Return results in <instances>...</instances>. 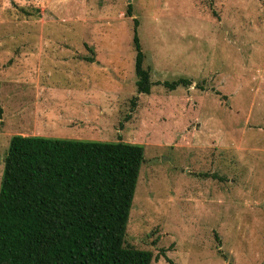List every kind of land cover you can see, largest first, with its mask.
Here are the masks:
<instances>
[{
  "label": "rangeland",
  "instance_id": "obj_1",
  "mask_svg": "<svg viewBox=\"0 0 264 264\" xmlns=\"http://www.w3.org/2000/svg\"><path fill=\"white\" fill-rule=\"evenodd\" d=\"M0 107V183L15 135L139 144L125 247L264 264V0H0Z\"/></svg>",
  "mask_w": 264,
  "mask_h": 264
},
{
  "label": "trees",
  "instance_id": "obj_2",
  "mask_svg": "<svg viewBox=\"0 0 264 264\" xmlns=\"http://www.w3.org/2000/svg\"><path fill=\"white\" fill-rule=\"evenodd\" d=\"M134 47L137 93L149 95L137 33ZM180 85L192 82L165 83ZM144 153L122 141L13 136L0 183V264H152L151 252L125 247Z\"/></svg>",
  "mask_w": 264,
  "mask_h": 264
},
{
  "label": "crops",
  "instance_id": "obj_3",
  "mask_svg": "<svg viewBox=\"0 0 264 264\" xmlns=\"http://www.w3.org/2000/svg\"><path fill=\"white\" fill-rule=\"evenodd\" d=\"M43 94V93H45V91L43 90V92H41L40 91V93L39 94ZM41 96V95H40ZM84 101H87V98H85L84 100H82L81 102H84ZM85 109H83L82 110V112H83V114L85 113V111H84ZM48 116V117H47ZM87 115L86 114H84V116L83 117H85V118H87L86 117ZM33 118L35 119V120H41V121H47V123H52V121L53 122H56V123H60V122H64L63 120H64V117H62V118H59V117H57V115L55 114V116H53V115H43V116H41L40 114H35V116H33ZM58 120H60V121H58ZM83 121V120H82ZM81 121V122H82ZM83 123V122H82ZM43 124V123H42ZM53 124V123H52ZM65 124V123H64ZM36 129H38V128H36ZM43 128H40V129H38L39 131H41ZM38 131V132H39ZM45 132V131H44ZM30 135H27V136H24V137H29ZM31 136H41V137H47V138H54V137H50V136H48V135H45V134H39V133H35L34 135H31ZM81 137H84L82 134L80 135V138H77V140H82L83 138H81ZM63 139V138H62Z\"/></svg>",
  "mask_w": 264,
  "mask_h": 264
}]
</instances>
